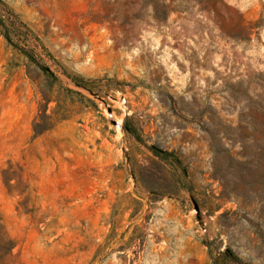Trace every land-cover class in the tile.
Returning a JSON list of instances; mask_svg holds the SVG:
<instances>
[{
    "label": "rangeland",
    "instance_id": "rangeland-1",
    "mask_svg": "<svg viewBox=\"0 0 264 264\" xmlns=\"http://www.w3.org/2000/svg\"><path fill=\"white\" fill-rule=\"evenodd\" d=\"M0 214L9 264H264V0H0Z\"/></svg>",
    "mask_w": 264,
    "mask_h": 264
},
{
    "label": "trees",
    "instance_id": "trees-1",
    "mask_svg": "<svg viewBox=\"0 0 264 264\" xmlns=\"http://www.w3.org/2000/svg\"><path fill=\"white\" fill-rule=\"evenodd\" d=\"M16 243L8 233L0 214V264H9Z\"/></svg>",
    "mask_w": 264,
    "mask_h": 264
},
{
    "label": "built area",
    "instance_id": "built-area-1",
    "mask_svg": "<svg viewBox=\"0 0 264 264\" xmlns=\"http://www.w3.org/2000/svg\"><path fill=\"white\" fill-rule=\"evenodd\" d=\"M106 116L110 118L113 121V124L115 125L116 129L120 131L123 128V120L121 117H117L114 114V111H111L110 109L105 110Z\"/></svg>",
    "mask_w": 264,
    "mask_h": 264
}]
</instances>
